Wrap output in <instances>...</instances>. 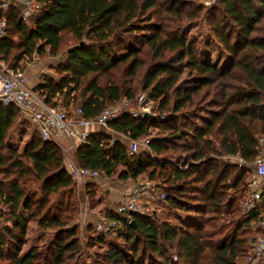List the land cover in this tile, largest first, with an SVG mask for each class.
I'll return each mask as SVG.
<instances>
[{
  "label": "trees",
  "instance_id": "obj_1",
  "mask_svg": "<svg viewBox=\"0 0 264 264\" xmlns=\"http://www.w3.org/2000/svg\"><path fill=\"white\" fill-rule=\"evenodd\" d=\"M29 1L41 9L24 19V7L13 3L0 42V57L16 73L34 56L59 57L69 34L75 43L51 85L72 91L85 118L141 94L155 103L156 116L126 113L109 126L131 143L149 139L146 151L132 154L128 141L105 130L79 145L76 161L100 173L106 162L110 176L121 166L124 181L160 180L163 208L175 221L157 211L107 213L116 229L91 237L86 249L115 232L125 233V243L110 242L94 263L250 264L264 221V191L256 209L242 210L264 149V0H216L207 12L211 37L231 58L220 67L199 59L203 40L190 33L196 0ZM20 117L0 104V264H86L92 258L78 227L64 216L62 196L75 182L63 150L39 133L22 152L12 147ZM155 129L165 136L152 137ZM32 222L52 234L24 250Z\"/></svg>",
  "mask_w": 264,
  "mask_h": 264
},
{
  "label": "rangeland",
  "instance_id": "obj_2",
  "mask_svg": "<svg viewBox=\"0 0 264 264\" xmlns=\"http://www.w3.org/2000/svg\"><path fill=\"white\" fill-rule=\"evenodd\" d=\"M216 0H196L194 5L192 6V21L193 24L190 29V33L195 34L200 40H203V44L201 45V49L199 51V59L204 62H209L212 64H215L217 67H220L224 65L225 63L230 61V57H228L227 53L219 48V45L213 40L211 37V34L209 32L210 26L208 21L205 20L207 12L213 8L215 5ZM75 43V41L71 38V35L65 34L64 36V52L61 53L59 57H46V58H39L36 61H29L27 63L26 68L33 69V70H39V68H43L44 71V77H43V85H41V91H38L36 93L41 94L39 95L42 99L47 96L49 98L51 96V99L49 100L54 103L52 104L54 107H57L59 109H65L70 112V114H74V112L79 108V104H75L72 101V91H69V89H65L64 91L60 92L59 95L56 94V92L53 90V87L50 83L51 77L58 79L59 76L55 70V67L59 65V63L63 62L65 59L66 49H68L70 46H72ZM35 62V63H34ZM34 63V64H33ZM40 72V70H39ZM38 79V78H37ZM41 80V79H40ZM47 84V85H45ZM54 91V92H53ZM46 98V97H45ZM53 98H57L54 100ZM123 103L128 102L129 107L128 111L131 113H138L139 115H153L155 103L153 100H151L146 94H141L137 101L132 102L130 100H123ZM156 116V115H155ZM109 132L114 138H117L118 134L114 133L111 129ZM38 133L33 123L23 117L21 115L19 119V124L16 126V129L12 131L10 136L8 137V140L10 141V144L12 147L17 148L18 150L23 151L24 145L27 143L28 140L35 134ZM165 134L163 132H159L157 129L152 131V137H163ZM130 151H131V144L129 143ZM147 146H142L138 152L146 151ZM264 150V149H263ZM64 156V155H63ZM73 161L78 164V162L73 160V158L69 156H64V162L66 161ZM108 161V159H106ZM231 162L234 163H241L242 160L235 158L231 159ZM105 166V173H101V179L105 178H113L112 181H107L108 184L115 183L114 181H123L119 179V172L123 170L124 168L119 166L114 168V172L111 174V176L108 173V169L110 167L106 164V162L103 163ZM244 164V163H243ZM182 166V165H181ZM253 170V165H252ZM251 176V174H250ZM108 178V179H109ZM116 178V179H115ZM143 181L141 184L137 185L139 189H143L147 186L146 183H149V193L154 196V198L151 200L150 205L146 206L147 214L152 215L155 213V211L158 212L159 218L162 220H167L170 222H174L175 219L173 217H170L163 208V202L159 199H157V194L162 190V184L160 180L156 181H150L148 176L143 175ZM75 187L72 190H68L64 196H62L63 199V211L64 216L71 217V221L69 222V227H78V232L81 238V243L83 247L89 243V239L91 237L97 238L100 234H106L109 229L104 228L102 230H99L102 226V223L105 222V220H108L107 213H113L117 214L115 211V204L119 203L117 200L113 199V196H111L108 191H105L104 189H100L97 191L96 186L92 183H87L82 180H75ZM106 183V185H108ZM114 187H116V184H113ZM93 187V188H92ZM91 188L92 190L89 191L88 189ZM91 192V193H90ZM164 192V191H163ZM54 198V197H53ZM56 199V197H55ZM145 199V198H144ZM117 202V204H116ZM108 218V219H107ZM109 221V220H108ZM3 225V221L1 222ZM105 230V231H104ZM104 231V232H102ZM102 232V233H99ZM52 231L48 230L46 232L40 230V228L37 226L36 223L32 222L30 224L29 228V237H28V243L26 246H24V250H27L30 245L33 243H40L43 244L48 240V238L51 236ZM126 235L125 233L119 235V232H115L111 236H107L106 242L100 245H97L93 248L86 249L87 255L91 256L92 259L86 258V264H95L94 263V255L95 254H102L109 248V243H118V244H124L125 243Z\"/></svg>",
  "mask_w": 264,
  "mask_h": 264
},
{
  "label": "built area",
  "instance_id": "obj_3",
  "mask_svg": "<svg viewBox=\"0 0 264 264\" xmlns=\"http://www.w3.org/2000/svg\"><path fill=\"white\" fill-rule=\"evenodd\" d=\"M18 3L24 7L23 17L28 19L41 9V4L29 0H0V42L6 38L8 21L6 13L10 6ZM38 60L37 56L33 61ZM0 104L4 106H15L23 117L30 120L35 126L37 132L44 141H51L55 136L66 133L79 144H85L90 136L89 129L93 126H99L108 129L110 124L122 115L131 113L128 111L129 104L118 103L102 111L97 117L87 119L83 115L81 107L77 108L74 114H70L65 109H59L44 102V100L30 86V81L26 73H16L0 57ZM134 116H140L138 113H131ZM155 116V114H153ZM264 143V141H263ZM149 139L133 141L131 143V153H137L142 146H147ZM67 169L75 180H82L92 183L101 177L98 170L79 166L73 161L67 162ZM143 189L133 188L117 204L115 211L118 215L129 213H147V204L154 198L149 193V183ZM264 191V150L260 157L254 162L251 176L246 186L247 195L242 203L243 212H249L256 209L263 198ZM157 199L164 201L166 193L162 190L157 194ZM145 198V199H144ZM108 219V218H107ZM109 220V221H108ZM98 228L102 230L107 227L110 232L116 229V223L108 219ZM262 231L257 234L253 244V255L250 257V264H264V221L257 225ZM105 231V230H104ZM102 231V232H104ZM99 232V233H102Z\"/></svg>",
  "mask_w": 264,
  "mask_h": 264
},
{
  "label": "crops",
  "instance_id": "obj_4",
  "mask_svg": "<svg viewBox=\"0 0 264 264\" xmlns=\"http://www.w3.org/2000/svg\"><path fill=\"white\" fill-rule=\"evenodd\" d=\"M3 1H10L11 2V0H3ZM12 3H14V2H12ZM31 61H33V59ZM39 70H40V72H39ZM39 70L38 69L33 70V69L26 68L23 72V73H26V75L30 81V86L34 89L35 92L41 91L40 90L41 85L46 83V82H43V80H42L44 77V74H45L43 71V68H41V69L39 68ZM51 78H53V77H51ZM50 83H51V81H50ZM45 85H47V84H45ZM37 88H40V89H37ZM59 93L60 92H56L57 95H59ZM38 95H41V94H38ZM45 97L43 98L44 102L53 106L52 104H54V103L51 102L52 101L51 96L49 97L51 99V101L49 100V98H47V96H45ZM53 99L56 100L57 98H53ZM47 101H49L50 103H48ZM105 130L109 131L110 128L104 129V128L99 127V126H93L89 129V132H90V134L91 133L94 134V133L105 131ZM122 139L128 141V139L126 137L119 135V134H118L117 138H114V140H122ZM51 141L56 142L62 148L64 156L67 155V156L73 158V160L76 159V151H77L80 144L76 140L71 138L68 134H66V133L59 134L58 136H55L53 138V140H51ZM128 142L131 144L130 141H128ZM23 149H24V147H23ZM20 151L21 150H19V152ZM67 162L68 161L65 162L66 169H67ZM108 178H109V176H108ZM108 178L107 179H105V178L101 179V177H100L98 180L94 181L93 184L96 186V190L97 191L99 190V192H100V189H101V191H102V189H104L105 191H108V193L111 196H113V199L117 200V202L118 201L120 202V200L128 192H130L133 188H135L137 185L141 184L144 181L143 175H142L136 181H130V180L129 181H124V180L123 181H119V180L117 181L116 180V181H114L115 183L112 182V183L108 184L107 181H112V179H113V178H109V179ZM106 183L108 185H106ZM113 184H116V187H114ZM117 202H116V204H117ZM150 203L147 204V206L150 205ZM113 205L115 206V208L117 207L115 204H113Z\"/></svg>",
  "mask_w": 264,
  "mask_h": 264
},
{
  "label": "water",
  "instance_id": "obj_5",
  "mask_svg": "<svg viewBox=\"0 0 264 264\" xmlns=\"http://www.w3.org/2000/svg\"><path fill=\"white\" fill-rule=\"evenodd\" d=\"M147 115H148V114H147ZM131 223H132V225H134V224H135V223H134V221H132Z\"/></svg>",
  "mask_w": 264,
  "mask_h": 264
}]
</instances>
